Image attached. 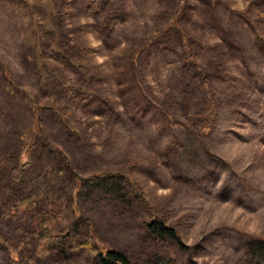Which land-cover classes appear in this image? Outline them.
Returning a JSON list of instances; mask_svg holds the SVG:
<instances>
[{
  "label": "rangeland",
  "instance_id": "1",
  "mask_svg": "<svg viewBox=\"0 0 264 264\" xmlns=\"http://www.w3.org/2000/svg\"><path fill=\"white\" fill-rule=\"evenodd\" d=\"M259 239L264 0H0V264H264Z\"/></svg>",
  "mask_w": 264,
  "mask_h": 264
},
{
  "label": "trees",
  "instance_id": "2",
  "mask_svg": "<svg viewBox=\"0 0 264 264\" xmlns=\"http://www.w3.org/2000/svg\"><path fill=\"white\" fill-rule=\"evenodd\" d=\"M108 177L109 176H107V178ZM147 226L148 230L157 238H177V232L175 231V229L171 226L166 225L159 219H152L151 222L147 224ZM45 228L46 225H44L42 230H39L37 233V237H39L41 241L48 240V237H55H52L53 235H51L50 233H46ZM84 244H86L87 248L95 250L92 242L89 239H87ZM250 251L258 256L259 261L264 262V239H259L255 243H253L251 245ZM13 260V264H18L15 259ZM97 260L98 264H136L125 253H122L115 249H107L104 252L98 251Z\"/></svg>",
  "mask_w": 264,
  "mask_h": 264
}]
</instances>
